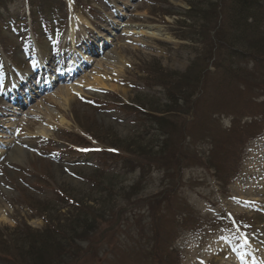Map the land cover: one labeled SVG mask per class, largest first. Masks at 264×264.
Wrapping results in <instances>:
<instances>
[{
  "label": "rangeland",
  "instance_id": "obj_1",
  "mask_svg": "<svg viewBox=\"0 0 264 264\" xmlns=\"http://www.w3.org/2000/svg\"><path fill=\"white\" fill-rule=\"evenodd\" d=\"M72 16L90 23L75 53ZM227 16L225 0H0L3 85L33 70L38 47L67 44L12 100L0 93V264H68L63 218L79 210L98 228L70 229L99 239L78 264H264V83L228 73ZM169 79L188 83L172 99ZM162 131L176 132L175 190L133 168L164 157ZM178 132L197 147L180 152Z\"/></svg>",
  "mask_w": 264,
  "mask_h": 264
},
{
  "label": "trees",
  "instance_id": "obj_2",
  "mask_svg": "<svg viewBox=\"0 0 264 264\" xmlns=\"http://www.w3.org/2000/svg\"><path fill=\"white\" fill-rule=\"evenodd\" d=\"M225 6L226 8H228L227 22L224 30V36H226L224 41L227 44V49L225 51V54H222V57L227 60L228 73L240 74L249 79V81H253L252 79H256L264 83V79H257L259 75L264 78V71L258 69L262 68L264 70L263 66L257 65L254 66L255 68H249L246 63H243L244 58H246L248 53L258 54L260 57L264 56V0H225ZM219 62L224 63L221 60H219ZM213 65L218 66V63H214ZM187 85L188 83H186V79H169L166 85V87L168 88L166 90V93L167 95H170L169 98L172 99L174 87H186ZM191 86L195 88V85L193 83ZM167 106L168 108L166 111H171V106ZM162 133L163 139L161 141H158L156 145L158 146L159 151L161 153H164V157L156 160L154 159V156H152L147 159H143V161H140L138 158H136V160L132 161V163H134L133 168H139L138 180L139 183L143 184L146 175L154 167V169L163 173L161 182H163L164 185L167 186V188H171L170 190H175L179 180V178L177 177L179 158L177 155V150L174 149L172 145L169 146V144L176 132L162 131ZM220 134L222 136V139L224 140L225 132H220ZM209 138L210 141L206 144L207 148L209 146H214L215 150H218L220 147L219 143L215 140V138ZM177 139L180 152L185 151L187 147L191 149L192 147H197L196 140L198 138L195 136H187L183 141L181 139V135H179L178 132L176 134V140ZM187 139L188 141H186ZM197 152L202 155H207L206 160L203 162L204 165L210 163V161L207 159L213 160L212 154L208 150H205L204 152ZM224 152L225 151L222 150V153ZM122 162L126 164L130 161L129 158H125ZM145 166H147V168ZM221 172H224V169L222 167ZM154 202L156 204H159L158 201ZM76 205L72 204L71 207H75ZM80 206H78L77 208H79ZM82 208L84 207L82 206ZM95 217L99 219L98 215H96L95 213L79 210L70 214L68 217L65 216L63 218V257L66 260V263L68 262V264H78L81 258V261L84 259V257L81 256L82 251H84L83 242H86L85 244H87V247L89 249H94V245L99 239L94 237V234L97 233L95 232V230L93 232L85 230L84 234H80L78 231L71 230L70 228L73 226H82L83 229L87 230L96 229L98 228V225L92 222V220H96ZM139 232L140 238L147 234V232L143 231L142 229H140ZM155 234L157 235V233ZM169 234L170 233L166 232L167 236H169ZM122 243L123 240H118L115 242V244ZM146 247L147 246L144 245L143 249H145ZM110 251L112 252L111 249ZM140 251L142 254L143 251ZM150 261L152 262V260Z\"/></svg>",
  "mask_w": 264,
  "mask_h": 264
},
{
  "label": "bare ground",
  "instance_id": "obj_3",
  "mask_svg": "<svg viewBox=\"0 0 264 264\" xmlns=\"http://www.w3.org/2000/svg\"><path fill=\"white\" fill-rule=\"evenodd\" d=\"M83 24L86 26L90 23L84 18H81V17L77 18L75 16H72L71 20L69 21V42H70L71 52L75 53L76 50L78 49V47H81L83 44V42H79L76 40L77 30L82 29ZM57 43H58L57 38H54V39H52L51 43L48 46H41V47L37 48L38 49V56H37V59L34 61V65H33L34 68L39 69L43 66V63L45 61L51 62L53 60V58L58 57V59H61L66 55L67 50H65V48H67L66 47L67 44L65 43L64 47L60 48L59 43L58 44ZM84 45H85V43H84ZM78 65H79L78 63L73 62L72 65L69 68L64 69L62 71V73L72 71V70L76 69L78 67ZM35 73H36L35 69H33V70L30 69L29 72L22 74L23 76H21V79L24 78L27 81L29 77L34 78L33 76ZM60 73L61 72H58V74H60ZM26 81L25 82L24 81L19 82L18 79L16 81H14V78H13V81L10 82V80L8 79V80H6V82H8L6 85H3L2 82L0 83V92L4 96V98L9 100V98H10L9 95H11V97L13 96V94H11V91L12 90L16 91V89L17 90L20 89L21 85L23 83L27 84ZM44 87H48V84H47V86L40 85V87H38V89L41 90V89H44ZM19 112H20V108L18 107L14 114L17 115V114H19ZM39 133L41 135H44V134H42V131L40 129H39ZM0 142H2V141L0 140ZM12 155H13V153L11 154V158H12Z\"/></svg>",
  "mask_w": 264,
  "mask_h": 264
}]
</instances>
